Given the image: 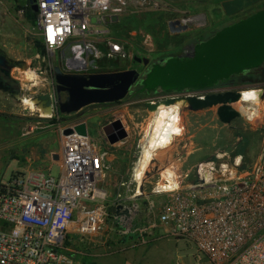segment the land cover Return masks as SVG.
Instances as JSON below:
<instances>
[{"label": "rangeland", "instance_id": "374dc122", "mask_svg": "<svg viewBox=\"0 0 264 264\" xmlns=\"http://www.w3.org/2000/svg\"><path fill=\"white\" fill-rule=\"evenodd\" d=\"M26 1L0 0V50L11 59L26 61V69L14 66L11 70L18 78L20 90L25 96L33 100L35 97H49L51 101L56 96L57 105L52 114L43 116L38 110H33L22 102L23 94L17 101L0 91V178L7 179L14 172L24 171L26 164L58 176L59 158L54 160L51 153L60 152L59 127L74 120L85 119L88 136L99 151L105 153V170L98 187L106 194L105 199L98 198L87 203L103 204L105 214L95 233L72 236L68 242L67 254L82 264H211L205 257L197 258L191 242L167 236L162 227H151L161 198L152 193L159 177V169L172 164L184 185L195 180V166L210 159L218 151L225 152L226 160L241 154L242 163L238 170L248 169L261 149L264 116L253 121L248 120L240 111L241 101L232 103L241 114L230 123L219 120L216 105L198 111L184 106L179 119L182 135L168 147L157 151L143 181L144 194L137 189L140 191L136 200L138 206L131 219V226L123 227L114 222L112 203L117 192L129 196L132 189L135 191L138 188V185L131 183L132 168L140 158L141 144L154 114V110H149L144 102L155 101L156 97H151L153 95L148 92L138 93L151 88L139 78L135 84L140 86L133 88L123 98L90 101L69 112L66 106L72 102L74 93L72 85L65 80L85 78L95 73H108L130 66L137 69L141 67L139 63L131 62L130 57L108 56L107 39L120 42L126 38L131 46L124 47L125 51L142 57L146 56L143 53L149 54L151 66L158 60L170 61L174 57L183 66V62L188 60L187 57L177 56L182 51L179 50L180 43L184 42L185 37L176 40L167 32V21L174 14L168 12V15L160 17L156 2L138 1L135 3L136 11L126 8L124 14L128 12V16L125 19L122 18L123 14L118 21L97 25V28L105 27L109 32L97 42L103 55L96 60V68L70 70L65 65L60 49L53 54L42 45L37 25L30 23L22 8ZM194 16L197 20L190 25L196 27L194 29L197 35L201 37L203 34L200 31L210 22L209 18L196 12ZM159 22H163L162 25ZM130 30H135L134 36L131 33L128 35ZM145 33L152 35V46L144 44ZM93 37L97 38L96 35ZM156 67L165 66L159 64ZM182 82L173 83L174 87H165L177 90L171 96L176 98L175 101L185 94L203 95L204 92L195 91V84ZM224 85L239 92L258 85L264 86V62L259 67L209 83L202 89H218ZM184 89L189 92L182 93ZM262 107L263 113L264 101ZM114 119L122 121L128 136L122 141L110 144L102 127ZM183 143L185 147L181 148Z\"/></svg>", "mask_w": 264, "mask_h": 264}, {"label": "built area", "instance_id": "2783aa9c", "mask_svg": "<svg viewBox=\"0 0 264 264\" xmlns=\"http://www.w3.org/2000/svg\"><path fill=\"white\" fill-rule=\"evenodd\" d=\"M35 3L37 28L45 49L53 54L60 49L66 67L79 70L96 68V60L103 55L97 42L109 32L97 25L106 23L104 15L120 18L129 0ZM196 20L191 15L180 18L186 25ZM143 37L144 44L150 45V35L145 33ZM106 44L108 56L140 61L138 55L125 51L121 41L107 39ZM263 89L259 85L252 88L264 101L260 97ZM55 97L50 100L53 108L57 105ZM263 116L264 112L256 118ZM65 127L67 124L59 127L58 176L36 168L0 178V264H82L67 254L68 242L72 236L95 233L103 221L105 206L89 205L87 201L105 199V191L98 187L105 170V153L88 134H64ZM181 135L180 131L174 140ZM184 147L185 143L181 144ZM241 163V154L226 160L225 152L218 151L199 162L195 180L184 185L173 165L161 167L152 189L161 198L151 227H162L167 236L191 242L197 258L205 257L211 264H264V133L252 166L239 171ZM148 172L149 167L139 185L132 168L131 183L138 188L129 196L115 194L114 222L131 226L138 206L137 189L144 192L142 185ZM169 179L175 186H169ZM122 206L128 209L121 212Z\"/></svg>", "mask_w": 264, "mask_h": 264}, {"label": "crops", "instance_id": "0c3cea01", "mask_svg": "<svg viewBox=\"0 0 264 264\" xmlns=\"http://www.w3.org/2000/svg\"><path fill=\"white\" fill-rule=\"evenodd\" d=\"M138 1L141 0H129L127 9L131 8V10L136 11L137 5L135 6V3ZM152 1L159 5L157 12L160 17H164L165 14L168 15V12L175 15L169 21L176 19L180 20L184 15L194 16L195 12L204 15V17L208 16L210 21L206 24L205 28L200 31L204 35L201 37H198L197 31L194 29L196 27L193 28L190 24L187 30L182 31H171L169 26H167V32L170 33L171 38L177 40L180 37H185L186 40L183 39L184 42L180 43L181 46L179 50L183 52L190 47L189 51L192 53H190L192 56L187 57V62H183V65H185L190 72L183 73L184 75L179 76L177 74H172L169 80L172 84L171 87H174L173 83H183L182 81H185L195 84L194 87L199 90L209 83L221 80L222 78H228L230 75L250 68H256L263 64L264 0ZM127 14L125 13L122 18L125 19L128 16ZM169 21H167V25ZM162 23L163 22H159L158 24L162 25ZM129 33L134 36L135 30H130L128 35ZM146 34L150 35L149 33ZM195 35H197V37H195ZM150 37L149 44L152 46L153 37L152 35H150ZM196 39H198V41H196ZM121 42L124 43V47L129 48L131 46L126 38ZM176 47H179V45H176ZM148 51H150V49H148ZM181 52H179L177 58L182 57V55H180ZM143 54L146 56H139L141 62L139 64L141 67L139 69H133L139 71V78H141L142 83L147 84L149 74L156 67L157 63L151 66L148 59L149 54ZM180 64H182V62ZM130 68L131 66L129 68H122L121 70L109 72H118ZM151 80L154 82V79ZM133 86L134 85H132L130 89L134 88ZM1 92L4 93L3 91ZM15 99L17 101L20 100L19 97ZM82 121L85 122V119ZM51 155L53 156L55 154L51 153ZM53 159L57 160L58 158L55 159L53 157ZM30 169L36 168L31 167L30 164H26L24 171Z\"/></svg>", "mask_w": 264, "mask_h": 264}, {"label": "water", "instance_id": "95a60500", "mask_svg": "<svg viewBox=\"0 0 264 264\" xmlns=\"http://www.w3.org/2000/svg\"><path fill=\"white\" fill-rule=\"evenodd\" d=\"M32 10L37 12V4L35 0H28ZM95 19H92L94 21ZM103 21L115 22L118 21L117 15H104ZM169 29L171 31H182L187 29L186 24H182L180 20H171L168 23ZM189 57L190 55H185ZM6 57V56H5ZM12 66L20 67L21 69L27 68V63L24 60H14L6 57ZM190 72L185 65H181L176 59H170L164 68L155 67L149 74L147 85L149 87L160 85V86H172L170 83L171 75L177 74L184 75L183 73ZM139 78V71L133 68L126 69L118 72H108V73H95L87 78L81 79H66L70 85H72L73 90V100L67 105L68 111L76 110L78 107L94 100H106V99H120L125 97L132 85ZM154 79V82L153 80ZM151 80V81H150ZM15 82L19 80L14 79ZM0 88L7 90L5 87L0 85ZM260 97L264 99V89L260 91ZM23 93L21 92V95ZM241 97V92L228 90L225 92L211 93L202 96L196 95H183L178 97V99H183L187 101L188 105L185 107L190 108L192 111H198L207 107L217 106V115L221 122L230 123L234 118L238 117L241 113L232 106V103L239 102ZM175 97H165L159 101H146L145 106L149 110H155L160 103L166 105L173 103ZM36 104L41 106L43 110L47 111L49 114L53 112V106L48 97L38 98L35 97ZM67 127L63 130L64 134L72 133L73 131L87 135L86 123L80 119L66 123ZM104 136L106 137L108 143L115 144L119 141L124 140L128 136L122 121L120 119H114L113 121L105 124L102 127ZM55 159L58 155H53ZM127 206H122L120 211H126Z\"/></svg>", "mask_w": 264, "mask_h": 264}, {"label": "bare ground", "instance_id": "6f19581e", "mask_svg": "<svg viewBox=\"0 0 264 264\" xmlns=\"http://www.w3.org/2000/svg\"><path fill=\"white\" fill-rule=\"evenodd\" d=\"M26 75V74H25ZM21 95V94H20ZM23 103L27 104L31 109H36L43 116H48L49 113L39 105L35 100L28 98L24 94L21 96ZM240 111L250 121L255 120L258 115L262 114V100L259 99L257 92L252 89H246L241 92ZM185 100H176L168 105L160 104L153 111V117L148 126V131L145 135V140L141 144L140 158L133 168L134 179L140 185L143 179V173L153 160L157 151L168 147L174 138L180 134L182 128L179 126L181 109L186 106ZM50 117V116H49ZM170 173L169 171H166ZM169 186H175L174 180L169 179ZM173 183V184H172ZM162 186V184H159ZM165 186V187H169Z\"/></svg>", "mask_w": 264, "mask_h": 264}, {"label": "flooded vegetation", "instance_id": "af4514ba", "mask_svg": "<svg viewBox=\"0 0 264 264\" xmlns=\"http://www.w3.org/2000/svg\"><path fill=\"white\" fill-rule=\"evenodd\" d=\"M188 28H189V25H187V29ZM189 48L190 47H188L186 50L181 52L180 55H182V56H184V55L192 56L191 55L192 53H191V51H189ZM5 56L8 57L3 51L0 50V85H2L3 87H5L7 89V90H4V89L0 88V90L3 91L4 93L8 94L9 96H11L13 99H15L16 97H19L20 94H21V90H20V87H19V81L18 82L14 81V79L18 80V78L15 77L12 74V71H11L14 66H12L9 63V61L6 59ZM167 62L168 61H165V60H158L155 63H157V65L160 64V66L164 67V66H166ZM137 63H141V62L139 61ZM155 63H153V65ZM139 86L140 85L134 84L133 87L134 88H138ZM132 89H130L128 94L133 91ZM184 90L185 91H183L182 93H188L189 92L188 89H184ZM228 90L237 91V90H235L233 88H230L228 86H225V85L219 87L218 89H210V90L209 89H205V90L204 89H199V90H195V91L204 92L203 95H206V94H211V93L225 92V91H228ZM176 91L177 90H175L174 88H165L163 86L158 85L157 88H156V86H154L153 88H150L149 90L148 89L147 90L143 89L142 91H140L138 93H145V92L151 93V95H153L151 97H156L155 101L156 100L159 101V99H157V98H160V100H161L162 98H165V97H171L174 93H176ZM185 95H196V96H199V94H185Z\"/></svg>", "mask_w": 264, "mask_h": 264}, {"label": "trees", "instance_id": "16d2710c", "mask_svg": "<svg viewBox=\"0 0 264 264\" xmlns=\"http://www.w3.org/2000/svg\"><path fill=\"white\" fill-rule=\"evenodd\" d=\"M22 8L24 9L25 15L27 19L30 21V23L36 26L37 25V12H34L32 10V7L30 6L28 0L26 1V4L22 6ZM41 42H42V39H41ZM42 45H43V42H42Z\"/></svg>", "mask_w": 264, "mask_h": 264}]
</instances>
